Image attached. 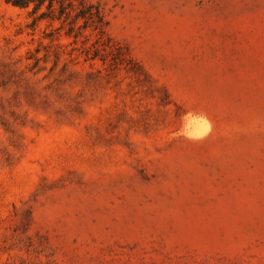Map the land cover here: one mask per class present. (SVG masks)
I'll use <instances>...</instances> for the list:
<instances>
[{"label":"rangeland","instance_id":"374dc122","mask_svg":"<svg viewBox=\"0 0 264 264\" xmlns=\"http://www.w3.org/2000/svg\"><path fill=\"white\" fill-rule=\"evenodd\" d=\"M0 0V264H264V0Z\"/></svg>","mask_w":264,"mask_h":264},{"label":"trees","instance_id":"16d2710c","mask_svg":"<svg viewBox=\"0 0 264 264\" xmlns=\"http://www.w3.org/2000/svg\"><path fill=\"white\" fill-rule=\"evenodd\" d=\"M47 0H12V4L14 6L20 7V8H28L31 4H34V12H36ZM53 1L50 0V7L49 9L53 8ZM69 7L73 8L77 5V3L81 6H84L85 1L84 0H68Z\"/></svg>","mask_w":264,"mask_h":264}]
</instances>
